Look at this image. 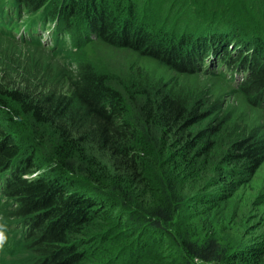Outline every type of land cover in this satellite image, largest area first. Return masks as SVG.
<instances>
[{"label":"trees","instance_id":"trees-1","mask_svg":"<svg viewBox=\"0 0 264 264\" xmlns=\"http://www.w3.org/2000/svg\"><path fill=\"white\" fill-rule=\"evenodd\" d=\"M15 1L43 27L54 24L58 41L52 52L45 48L54 57L71 54L69 38L84 45L72 34L156 49L166 40L161 27V34L147 28L155 21L147 16L150 0ZM171 1L192 10L193 21L171 29L179 36L165 41L167 57L191 47L180 59L185 65L230 73L228 83L240 76L236 89L264 112V0ZM223 20L245 24L225 29ZM17 68L0 62V216L14 244L11 259L193 264L196 254L219 264H264V234L247 247L221 234L233 197L264 163L259 133L227 132L203 99L163 84L121 86L90 64L76 75L66 69L70 77L59 83L45 73L16 82Z\"/></svg>","mask_w":264,"mask_h":264},{"label":"rangeland","instance_id":"rangeland-1","mask_svg":"<svg viewBox=\"0 0 264 264\" xmlns=\"http://www.w3.org/2000/svg\"><path fill=\"white\" fill-rule=\"evenodd\" d=\"M183 5L179 1L174 3L171 0H150L149 5L146 6L149 9L147 16L152 15L155 19L153 23L147 25V28L152 32H159L158 28L161 27L162 31L165 30L167 33L166 40L162 41L165 45L161 43L159 49L155 47L143 48L142 46L127 47L124 46L126 39H121L117 44H114L105 39L95 40L93 36L72 34V38L79 39L84 45L68 39L66 46L72 48L69 50L71 54L64 56L63 53H66L64 51L59 57H54L51 52L45 50V47L41 49L0 38V62L13 64L19 68H17L19 79L16 82L28 80L34 74L37 76L40 73H45L59 83L70 77L66 69L72 68L73 75H76L79 66L90 64L121 86L138 87L137 90H140L152 88L156 84H163L182 96L203 99L212 107L214 112L212 118L227 121L229 127L227 132L240 135L257 132L264 137L263 110L256 106L253 96L248 92L238 90L236 84L227 82V80H231L229 73L225 78H221L214 74L199 73L193 68H189L184 64V58L180 59L182 54L188 52L191 47H187L186 50H183L182 46L177 48L179 59H173L172 56L167 57L169 44L166 42L175 40V36H179L175 35L173 30L177 26L183 25L182 22L185 18L193 21V16L190 17L192 10L184 11ZM222 14L224 16V13ZM166 18H172L170 26L164 22ZM235 23H233L234 26L245 24L239 20H236ZM233 25L226 21L223 23L225 29H229ZM246 25H249L250 28L255 27V25L252 26V23ZM172 28L173 30H171ZM186 31L187 28L183 26L180 33L187 37ZM46 37H48L47 34ZM161 37L163 38V36ZM78 45L79 47L75 48ZM158 50H163L165 53ZM177 52H175L176 55ZM67 89L66 85L65 91ZM157 148L159 149L158 145ZM13 206L14 209L16 206L14 204ZM227 213L229 219L221 228L222 236L229 241L239 242L244 247L261 241L264 234V163L253 179L235 194ZM34 258L35 256L19 253L16 258L8 259V261L14 260L15 264H34ZM0 264L3 263L0 262Z\"/></svg>","mask_w":264,"mask_h":264},{"label":"clouds","instance_id":"clouds-1","mask_svg":"<svg viewBox=\"0 0 264 264\" xmlns=\"http://www.w3.org/2000/svg\"><path fill=\"white\" fill-rule=\"evenodd\" d=\"M9 225L3 216H0V254L5 251V246L8 243L9 237ZM193 264H219L218 257H212L211 259H204L199 255H193Z\"/></svg>","mask_w":264,"mask_h":264}]
</instances>
